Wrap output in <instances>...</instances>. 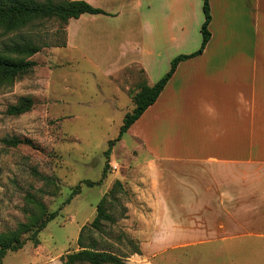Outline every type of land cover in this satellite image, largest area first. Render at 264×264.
Instances as JSON below:
<instances>
[{
	"label": "crops",
	"instance_id": "crops-1",
	"mask_svg": "<svg viewBox=\"0 0 264 264\" xmlns=\"http://www.w3.org/2000/svg\"><path fill=\"white\" fill-rule=\"evenodd\" d=\"M71 1L105 14L69 19L62 48L93 51L119 72L136 66L148 86L157 82L152 72L200 47L202 0ZM209 7L206 48L177 65L125 133L190 148L139 162L155 185L148 208L156 214L137 239L142 254L133 264L199 246L177 255L178 264H264V0H209ZM184 166L191 181L180 188L176 171Z\"/></svg>",
	"mask_w": 264,
	"mask_h": 264
},
{
	"label": "rangeland",
	"instance_id": "rangeland-1",
	"mask_svg": "<svg viewBox=\"0 0 264 264\" xmlns=\"http://www.w3.org/2000/svg\"><path fill=\"white\" fill-rule=\"evenodd\" d=\"M19 38L48 47L31 58L35 66L30 72L0 88V233L27 220L24 197L43 185L37 174L57 178L58 188H52L42 203L47 212L59 213L38 234L37 245L28 241L21 250L7 252L0 264H63L61 256L78 251L80 229L91 223L96 205L116 181L123 190L115 193L114 201L107 199V210L116 221L103 223V232H93L90 237L96 239L98 250L133 264V253L139 249L142 254L137 239L144 236L146 223L156 214L148 208L155 185L148 172L139 168L143 166L139 162L154 154L187 155L190 148L183 143H171L170 147L168 143H140L124 134L112 147L106 177L100 185L87 187L83 181L101 179L106 164L104 151L108 142L117 138L125 117L133 113L131 96L144 75L136 66L120 72L110 62L105 67L93 51L55 48L64 40L57 19L38 21L6 36L0 33V44ZM169 68H158L151 76L158 81ZM125 86L127 93L122 90ZM26 96L34 101L32 109L19 116L8 115V106ZM12 138L26 143L10 146L4 142ZM137 157L139 160L133 164ZM188 168L176 171L177 187L191 181L192 170ZM77 185L79 194L64 205ZM202 247L169 249L156 256L154 262L178 264L177 255L197 253Z\"/></svg>",
	"mask_w": 264,
	"mask_h": 264
},
{
	"label": "trees",
	"instance_id": "trees-1",
	"mask_svg": "<svg viewBox=\"0 0 264 264\" xmlns=\"http://www.w3.org/2000/svg\"><path fill=\"white\" fill-rule=\"evenodd\" d=\"M202 12L204 16L200 28L201 43L199 49L190 55H179L171 61L168 72L159 79L154 85L148 86L143 78L139 83L137 90L132 94L131 99L134 104L132 114H128L120 128L119 134L115 140L108 142V149L104 151L106 164L101 173V179L97 182L85 180L83 183L87 187H93L101 184L106 177L108 170V159L114 144L121 140L130 126L140 118L143 112L157 100L158 96L174 74L177 65L186 59L200 55L210 40L208 29L211 21L209 0H202ZM83 14H105L104 11L96 9L84 1L44 0H0V33L6 36L18 32L35 22L57 19L61 24V30L64 34V40L54 47L65 46V28L69 19H77ZM48 47L47 44L35 43L27 38H19L15 41L2 42L0 44V88L11 85L17 78L23 77L35 66L31 58L41 51L42 48ZM34 101L31 97H21L19 100L8 106L7 114L11 116L22 115L32 109ZM10 146H17L26 143L21 139L12 138L4 140ZM38 180L43 185L41 188L28 191L24 197L25 209L27 216L25 222H19L13 230L0 233V263L7 252H16L21 250L25 244L30 241L34 245L38 244V234L54 220L59 211L47 212L42 199L51 195V190L58 188L56 177H47L37 174ZM80 185L74 187L64 201L68 204L74 196L79 194ZM123 190L122 184L116 181L111 190L104 194L96 205V215L89 225L80 229L77 244L78 251L61 256L63 264H125V262L113 253L105 250H98L96 239L90 237L93 232L98 234L103 232V223L114 224L115 216L107 210V199L114 201L115 193ZM133 254L140 255V250Z\"/></svg>",
	"mask_w": 264,
	"mask_h": 264
}]
</instances>
